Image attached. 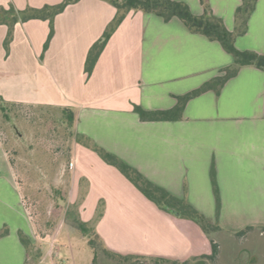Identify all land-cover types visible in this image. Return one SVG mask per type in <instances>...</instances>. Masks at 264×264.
Masks as SVG:
<instances>
[{
  "label": "crops",
  "instance_id": "1",
  "mask_svg": "<svg viewBox=\"0 0 264 264\" xmlns=\"http://www.w3.org/2000/svg\"><path fill=\"white\" fill-rule=\"evenodd\" d=\"M64 0H0L18 11L58 5ZM185 2L200 16V0ZM228 30L238 26L242 0H209ZM117 14L105 0H80L54 20L16 24L6 49L9 28L0 25V97L34 108H70L74 132L69 200L79 205L84 222H93L103 245L124 255L179 263L206 254V237L193 240L171 215L150 201L93 145L117 156L149 181L186 199L210 223L240 232L264 229V71L246 66L220 94L208 91L190 100L182 118L142 121L135 111H166L184 96L234 63L221 44L192 33L178 18L166 22L154 14L132 11L111 36L91 75L89 52ZM242 51L264 54V0H258L244 35ZM215 169L221 209L217 215L211 179ZM246 202V205H245ZM258 202H263L261 205ZM254 203V204H253ZM0 264H43L51 250L38 240L25 208L17 174L0 144ZM23 232L32 243L28 252ZM205 245V244H204ZM40 255V257H38ZM251 263H255L251 261Z\"/></svg>",
  "mask_w": 264,
  "mask_h": 264
},
{
  "label": "trees",
  "instance_id": "2",
  "mask_svg": "<svg viewBox=\"0 0 264 264\" xmlns=\"http://www.w3.org/2000/svg\"><path fill=\"white\" fill-rule=\"evenodd\" d=\"M80 0H64L58 5H46L43 8H27L24 11H18L14 6H10L6 9L0 6V25H7L9 28L8 36L5 41L6 49L13 39L14 28L19 22H28L30 20H49L51 26V32L49 35L48 42L45 45V49H48L49 43L54 35V20L57 15L64 12V10L71 4H74ZM113 5L117 14L114 20L107 27L102 38L97 41L91 48L87 63L86 71L89 75L92 74L93 69L102 54L104 48L106 47L111 36L117 30V28L122 24L125 18L132 12H143L147 14H154L162 17L166 22L172 20L173 18L180 19L186 27L195 34H201L207 37L211 41H217L221 44L223 49L230 54L234 63L222 70V75L218 76L209 82L205 83L200 88L177 98V105L171 110L166 111H146L140 106H135L136 113L139 114L142 121H173L182 118V114L187 103L202 95L208 91H214L216 94H220L222 88L225 84L233 77H235L241 68L246 66H254L264 71V54L257 53L255 51H242L236 46L237 36L244 35L248 28V20L252 12L255 10L256 3L258 0H242L241 6L236 11V20L238 26L236 31L232 32L226 27L224 20L217 17L210 5L209 0H200L202 6L204 7V13L200 16L195 15L188 4L176 0H105ZM20 107H28L32 109H44L58 111L61 116L60 124L63 128L68 129L70 135L74 140H81L84 137H79L74 132L75 123V112L70 108H34L32 106H25L22 104H15L6 102L2 97H0V110L3 112V116L9 120L12 127L16 129V121L11 117V110L18 109ZM93 149L110 165L116 167L121 171V173L130 180L150 201L156 204L162 211L171 215L176 219L181 227L194 238L197 233L203 234L205 237L210 232H215L220 230L219 224H211L206 217L195 209L186 199L178 198L172 195L167 190L155 185L149 181L143 174H141L137 169L133 168L117 156L93 145ZM7 151V150H6ZM72 147H70L69 154L71 158ZM12 166L15 169L12 159H10ZM17 174V173H16ZM211 179L214 188V195L216 199L217 215H220L221 209V199H220V189L217 182L215 169L212 167ZM57 193L60 191L57 190ZM28 209H30L28 207ZM31 213V212H30ZM32 221L37 226L34 215L31 213ZM77 226L82 231L84 235H91L94 239H90V244L94 247L95 257L93 264L100 263L99 250H102L108 258L107 264H140L146 258L137 255H124L107 249L100 236L96 233L94 228H90L86 222L81 220H76ZM252 227H248L245 230L240 231L237 235H245L250 231ZM9 229L6 226L0 231V239L8 235ZM40 236L44 237V233L40 232ZM20 239L24 246L27 248L28 252L31 251L32 243L29 238L20 232ZM96 239V240H95ZM99 243V246L97 245ZM213 254L209 259H215L218 254V245L212 240ZM205 258V256H201ZM193 259V258H192ZM161 261L160 259L156 260ZM164 261V260H163ZM166 262V261H165Z\"/></svg>",
  "mask_w": 264,
  "mask_h": 264
},
{
  "label": "rangeland",
  "instance_id": "3",
  "mask_svg": "<svg viewBox=\"0 0 264 264\" xmlns=\"http://www.w3.org/2000/svg\"><path fill=\"white\" fill-rule=\"evenodd\" d=\"M10 115L16 121V129L0 110V144L14 163L25 208L37 222L36 227L33 222L36 237L39 241H48L51 248L50 251L43 248L35 252H41V257L48 254V260L43 264H93L95 250L90 239L94 238L84 235L77 226L76 220L84 221L79 214V205L69 200V150L75 140L60 124L63 115L58 111L28 107L13 109ZM98 219L87 222L88 226L94 228ZM238 233L221 227L219 231L210 232L205 245H201L205 246L206 254H195L193 259L184 262L149 259L140 264H252L251 261L264 264V229L256 226L245 235L238 236ZM194 239L199 241L197 236ZM212 240L218 245L214 260L209 259L213 254ZM99 255L100 263L107 264L108 258L102 250ZM202 255L205 258H201Z\"/></svg>",
  "mask_w": 264,
  "mask_h": 264
}]
</instances>
